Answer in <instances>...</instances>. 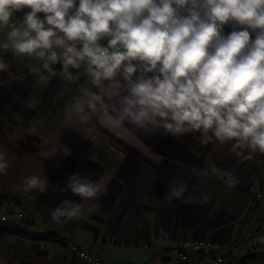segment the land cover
Here are the masks:
<instances>
[{"label": "clouds", "instance_id": "9594fccd", "mask_svg": "<svg viewBox=\"0 0 264 264\" xmlns=\"http://www.w3.org/2000/svg\"><path fill=\"white\" fill-rule=\"evenodd\" d=\"M25 8L22 21L13 22ZM5 29L0 51L42 61L31 69L40 85L82 80L65 106L64 128L73 118L95 119L149 137L190 135L218 148L230 143L238 160L264 154V0H0ZM8 68L0 57V71ZM46 150L41 146L40 154ZM58 153L70 155L63 147ZM10 165L0 152V174ZM210 171L227 188L239 182L232 172ZM49 185L47 175H29L20 186L46 194ZM104 190L103 178L69 175L60 191L81 199L62 200L52 220L80 219ZM186 191L183 183L171 186L165 199H185ZM80 258L91 260L85 253Z\"/></svg>", "mask_w": 264, "mask_h": 264}, {"label": "crops", "instance_id": "0c3cea01", "mask_svg": "<svg viewBox=\"0 0 264 264\" xmlns=\"http://www.w3.org/2000/svg\"><path fill=\"white\" fill-rule=\"evenodd\" d=\"M27 11L14 13L13 22L22 21ZM38 15L42 18L44 13ZM229 30L226 25L225 31ZM7 31L0 30V42L5 41ZM0 57L9 65L7 71H0V152L11 162L6 174H0V212L30 209L32 202L51 209L65 198L79 202V196L60 191L69 175L79 173L93 180L103 178L105 190L89 201V206L97 207L75 220L70 239L100 253L106 264L158 261L168 256L160 241L172 238L228 242L232 255L240 259L255 249H250V237L254 239L250 217L257 206L263 210L264 192L259 201L253 202L252 195L264 172V154L238 160L230 153V143L218 148L201 146L190 135L176 139L156 133L149 137L95 119L80 124L73 118L70 128H64L69 123L65 106L78 95L82 80L53 78L40 85L31 69L42 61L14 57L10 50L0 51ZM41 146L48 149L43 155ZM60 147L70 155H55ZM211 166L232 172L239 182L227 188L211 173ZM204 169H209V175H199ZM29 175H47L46 194L23 190L21 181ZM181 183L186 185V198L169 203L166 193ZM205 196L207 202L201 203ZM244 246L250 250L245 256L238 255ZM0 264L86 263L67 243L10 236L0 242ZM258 264H264V257Z\"/></svg>", "mask_w": 264, "mask_h": 264}, {"label": "built area", "instance_id": "2783aa9c", "mask_svg": "<svg viewBox=\"0 0 264 264\" xmlns=\"http://www.w3.org/2000/svg\"><path fill=\"white\" fill-rule=\"evenodd\" d=\"M225 31V33L230 32ZM254 39V35H253ZM124 157V153H118ZM264 192V172L253 192L252 201H259ZM39 215L31 209L15 208L0 212L1 221L24 222L33 224L39 220ZM256 221L251 219V228ZM168 256H164L158 261H150L146 264H242L239 257L232 255V245L228 242H221L211 239H197L190 237L172 238L160 241ZM67 245L69 250L75 253L79 258L81 253H85L89 259H81L86 264H106L100 253L82 248L72 239H68Z\"/></svg>", "mask_w": 264, "mask_h": 264}, {"label": "trees", "instance_id": "16d2710c", "mask_svg": "<svg viewBox=\"0 0 264 264\" xmlns=\"http://www.w3.org/2000/svg\"><path fill=\"white\" fill-rule=\"evenodd\" d=\"M29 208L39 215V220L33 224H26L24 222H14V221H1L0 220V242H4L8 237H20L26 241L42 242L49 241L56 244L65 245L74 235L76 222L75 220L69 222L68 224H57L52 220L50 212L51 208L43 203L32 202L29 204ZM257 206L250 217L256 221L252 232L255 236H264V208L259 210ZM260 227L259 229H257ZM40 228V229H34ZM253 247L255 249H253ZM260 244L252 242V251L245 257L241 259L242 264H258V256ZM249 249V250H250Z\"/></svg>", "mask_w": 264, "mask_h": 264}, {"label": "rangeland", "instance_id": "374dc122", "mask_svg": "<svg viewBox=\"0 0 264 264\" xmlns=\"http://www.w3.org/2000/svg\"><path fill=\"white\" fill-rule=\"evenodd\" d=\"M263 203H264V199H263ZM264 205V204H263ZM251 238V241L252 242H256V243H259L260 244V247H259V249H256L257 251H259V256H258V258L259 259H263V255H264V236L263 237H260L259 235L258 236H255L254 235V239L252 238V237H250ZM249 248H245V246H244V249H241V251L240 252H238V255H240V256H245V254H246V252H247V250H248ZM236 252H237V249H236ZM263 254V255H262Z\"/></svg>", "mask_w": 264, "mask_h": 264}, {"label": "water", "instance_id": "95a60500", "mask_svg": "<svg viewBox=\"0 0 264 264\" xmlns=\"http://www.w3.org/2000/svg\"><path fill=\"white\" fill-rule=\"evenodd\" d=\"M260 227H258L257 229H259Z\"/></svg>", "mask_w": 264, "mask_h": 264}]
</instances>
